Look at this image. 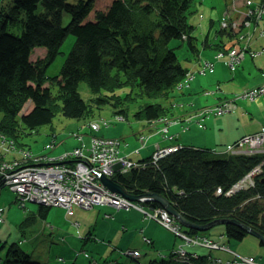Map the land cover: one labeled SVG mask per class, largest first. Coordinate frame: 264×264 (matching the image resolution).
Segmentation results:
<instances>
[{
	"label": "rangeland",
	"instance_id": "374dc122",
	"mask_svg": "<svg viewBox=\"0 0 264 264\" xmlns=\"http://www.w3.org/2000/svg\"><path fill=\"white\" fill-rule=\"evenodd\" d=\"M6 1L8 0H3L1 4ZM231 2L232 0H192L194 13L190 15L189 22L193 26L191 33L194 36L196 51L192 53V50L182 41L180 49L177 50V56L188 72L186 77L178 81L176 85L174 84L169 92L170 95L168 94L169 97L139 100L140 93L132 92L124 99V103H117L118 94H120V98L124 97V92L120 88L121 93L112 89L111 91L107 90L104 95L117 104L100 103L97 105L94 102L97 94H90L86 82L81 81L78 87L81 97L86 102V112L91 114L89 119L96 118V123L86 125L82 124L83 122L79 123L80 121L57 114L51 123L38 126L31 133L17 129L16 134L12 135L15 141L11 136H7V144L0 145L3 149L15 150L16 158L21 156L19 152L22 153L23 150H26L27 153H30L31 150L48 153L49 156L39 159H23V162L9 164L7 168L30 165L35 172H37L36 169L38 172H45L48 167L44 164L38 165L40 161L45 162L51 160L47 158L52 157H56L55 163L58 164L69 161L70 157L62 158L61 155L72 153L80 148L82 141L75 136L83 138L84 135V143H89L87 141L89 136L97 139L108 137L118 140L117 151L119 154L126 155V158L131 162V168L141 169L149 164L157 163L154 157L156 146L163 148L171 146L170 143L175 142L177 145L211 148L218 155H222L221 149L239 136L244 148L250 152L248 155L256 153L254 148H258L257 153L262 154L264 159V142L257 146L253 135H247L264 126V95L257 97L258 92L264 88V6H259L258 10L253 13L252 20L246 15L247 26H250L239 36L229 38L231 36L229 31L222 30L221 33L218 31L226 8L231 9L228 16L232 17L237 27L241 29L240 21L245 11L249 10L246 5L253 4L255 6L262 0H236L238 6L236 10L239 8L240 13H236ZM4 7L0 6V10L4 11ZM12 14L14 15V11ZM71 37L72 35L67 38V45L66 42H63L56 60L50 63L46 69V75H54L58 66L62 64L61 61H64L65 55L74 41V38ZM173 41L171 40V44ZM44 49V47L37 48L33 52L36 54L35 56H41L45 52ZM100 95L103 94L100 93ZM248 95H252L253 100ZM239 98L246 99L250 103L239 101ZM146 101L158 102L163 111L167 110L172 114L170 117L155 118L152 120L151 126L142 127L144 124L136 120L133 113ZM229 101L231 102L227 105ZM29 102L28 100L24 104L19 115L27 110ZM231 103H235V107L229 109ZM124 105L127 110L125 120L111 117L113 110H118ZM243 114L245 118L242 116ZM259 116H262L263 120H260ZM196 121H200L202 126H197ZM16 122H18V118H16ZM98 123L100 126H97ZM91 126L98 130H93ZM52 131L56 134L54 138L57 142L51 145L53 137H50V134ZM71 131L73 134H70ZM151 131L153 134L150 135L151 138H148L147 135ZM160 132L166 138L161 137ZM10 156V152H8L5 158L8 159ZM152 160L155 162L153 163ZM129 170L125 167L122 173ZM40 172L38 174L41 175ZM56 172L53 170V173L56 174ZM86 174L88 177L86 175L83 178L88 181L91 176L89 172ZM246 175L247 177L243 176L236 181L237 184L233 189L229 187L222 190L221 187H218L215 193L220 195L224 192L225 196L230 195L238 190V185L243 189L252 188L255 180L249 174ZM37 179L40 181L33 180L23 186L17 182L18 179L5 181V184L12 185L13 188L18 184L21 191L16 189L0 191V255L4 260H12L15 257L16 254L11 249L13 246L21 251L25 250L24 253L30 254L32 259L46 264H120V262L122 264H185L186 262H183L175 253V249L180 248L186 250L185 260L195 257L196 261L199 259L207 261L214 258L216 261L223 259L230 264H264V245L259 244L257 236L247 233L248 235L241 240L223 238L225 242L222 241L224 242L222 248L219 247L221 245L217 246L210 241L209 247H206L205 252L201 253L202 250L199 251L198 248L190 246L188 242L191 241L190 235L186 236L188 241L183 237L187 227L176 228L177 232H170L171 228L166 225L164 228H159V225L154 222L141 221L142 216L138 210L135 207L134 209L124 208L121 201H123L122 197L124 199L128 197L134 201L135 191H143L145 188L134 186V190H130L115 180L114 182L119 184L118 190H101L103 196L110 198H106L104 203L78 205L65 199L68 191L81 185L72 180L65 187L64 192L60 193L61 196L57 188L53 189L50 202L53 201L54 204L44 205L37 213L40 208L39 203H35L39 201L36 195L42 193L41 188L39 190L36 188L39 185H44L49 178L46 176ZM2 180H0V184H3ZM248 181L249 183H247ZM86 188L88 191L90 190L86 184L80 190L84 192ZM174 191L177 192L179 189L175 188ZM107 200H118L119 203L115 204L107 202ZM168 200L169 198L163 200L161 209L166 204L173 206ZM176 212L181 215L177 210ZM169 216L172 221H179L178 216H173L170 213ZM134 221L139 228L141 227L140 230H136ZM222 227L221 224L215 225L210 228L212 230L208 234L213 239L216 236L219 237ZM143 233L151 237L148 244L141 239ZM203 234L205 233H201L200 236L206 238L207 236ZM173 241L174 244L171 245ZM123 248L125 249L123 250ZM8 249L10 251H7ZM235 252H240V255ZM193 253L195 254L193 255ZM197 254H201L202 257ZM153 259H157L155 263H153ZM0 264L4 263L0 262Z\"/></svg>",
	"mask_w": 264,
	"mask_h": 264
},
{
	"label": "trees",
	"instance_id": "16d2710c",
	"mask_svg": "<svg viewBox=\"0 0 264 264\" xmlns=\"http://www.w3.org/2000/svg\"><path fill=\"white\" fill-rule=\"evenodd\" d=\"M2 1L0 6L5 10H0V111L5 118L0 119V141L2 135L13 137L19 124L16 118L20 117L19 130L25 133L51 123L57 102L64 117L85 112L86 102L78 87L81 81L97 94V104H104L108 100L104 95L112 89L124 92L123 98L120 94L116 98L119 103H124L132 92L140 93L139 100L169 97L174 84L188 72L177 56L182 41L196 51L189 22L194 13L192 0H8L1 4ZM71 35L74 41L65 55L62 72L46 75L52 56H57ZM36 47H44L45 54L32 60L30 53ZM28 100L30 105L19 115ZM134 111L135 119L141 115L159 118L168 113L160 103L151 101ZM116 112L126 117V105ZM2 143L7 144L6 139ZM25 151L16 158L15 150L0 146V163L9 165L49 156ZM8 152L11 156L6 159ZM262 159V154L215 155L205 147L181 145L157 163L116 173L113 179L127 189L132 185L144 188L150 182L157 192L169 195L174 208L191 223L234 219L264 238V164L262 176H252V188H240L227 196L215 193L218 187L231 188ZM175 188L184 191L177 193ZM43 206L39 204L37 213ZM223 227L230 239L241 240L248 235L231 222ZM11 247L16 255L4 264H46Z\"/></svg>",
	"mask_w": 264,
	"mask_h": 264
},
{
	"label": "bare ground",
	"instance_id": "6f19581e",
	"mask_svg": "<svg viewBox=\"0 0 264 264\" xmlns=\"http://www.w3.org/2000/svg\"><path fill=\"white\" fill-rule=\"evenodd\" d=\"M20 33V32H19ZM69 37V36H68ZM67 37V38H68ZM64 41L66 42V45L68 44V40ZM72 39L74 38V36L71 37ZM62 46V45H61ZM37 48L39 47H36L34 48L33 50H36ZM71 48V47H70ZM69 48V50L67 51L66 54L69 53V51L71 50ZM30 53V58L32 60H36V59H39V56H35L36 54H34V52ZM192 53H195L193 51H191ZM45 52H43V55H41L42 57L44 56ZM56 57L57 56H52L53 59L50 60L51 63H53L55 60H56ZM62 64H64V61L62 62ZM59 65L57 70H56V73L53 75V76H56L59 72H62V66L63 65ZM258 86V84H257ZM89 89V87H88ZM264 90V88H263ZM261 90L258 92V98L260 96L263 97L264 95V91ZM90 94L93 93L92 90H90ZM254 91V90H253ZM101 92H103V89L101 90ZM255 94V93H254ZM242 97V96H241ZM256 97V98H257ZM239 101H244L246 104L247 103H250V101L246 100V99H243V98H239L238 99ZM95 104H97V102L94 100ZM114 101L112 99H108V100H105L103 101V103L107 104V105H111ZM116 102L118 103L119 102V99H116ZM231 101L228 102L227 105L230 104ZM21 103V102H20ZM25 104V103H24ZM235 103L231 104L230 106L232 108L235 107L234 105ZM58 106H54L53 107V114L54 116H56L57 114H60L62 115L61 111H60V104L57 102ZM98 105V104H97ZM22 106V103L21 105ZM112 107V106H111ZM231 107L229 109H231ZM22 108V107H21ZM170 111H168L167 114H164L163 116H166V117H170V115L172 113H169ZM113 118H116V119H119V120H125V117L123 116H119L118 113L116 112V110H113L112 111V114H111ZM53 116V117H54ZM244 118H245V115L243 114L242 115ZM66 118L68 119H73L75 121H80L79 123L83 122L82 124H92V123H96L95 119L96 118H93V119H89L91 117V114L88 113V112H83L82 114L80 115H70V116H65ZM5 118L3 115H2V112L0 111V119H3ZM155 119V118H153ZM153 119H150V118H145L144 116H140L139 118H137L136 120L140 121L141 123H143L144 125L142 127H149L152 125L153 123ZM259 119L260 120H263V117L262 116H259ZM18 127L17 129L19 130L22 126V123H21V120H20V117L18 118ZM102 123V122H100ZM100 123H98L97 126H100ZM263 128L261 130H259L258 132H255V135L256 136H260V135H264V126H262ZM99 128V127H98ZM98 129H96L97 131ZM92 133H94L92 131ZM15 134H16V131H15ZM70 134H73V131L70 132ZM153 132L151 131L147 137L148 138H151L150 135H152ZM56 134L52 133L50 134V137H53L52 139V142H51V145L54 144L55 142H57V140L54 138ZM159 135L163 138H166L165 135L163 133H159ZM3 136V135H2ZM85 136V135H84ZM84 136L83 138H80L79 136H75L78 140L82 141V145H80V151L84 154V155H89V154H94V153H97L94 151V149H98L99 147H97V145L99 143L94 144L96 142V138H94L93 136H89L88 137V142L89 143H84ZM17 137V136H16ZM49 137V136H48ZM12 139L15 141L14 137H12ZM93 139V140H92ZM91 140H92V143H91ZM152 140H154V138L152 137ZM239 140H241L240 136H239ZM17 142V141H16ZM14 142V143H16ZM48 142V140H47ZM7 143V142H6ZM49 143V142H48ZM106 144L110 143L109 142V138L107 137L106 138V141H105ZM112 143H115V142H112ZM0 144H2V142L0 141ZM171 146H173L174 148H178L180 147L181 145H177L175 144V142H172L170 143ZM185 145V144H183ZM193 146V145H191ZM53 147V146H52ZM158 147V146H156ZM49 148V147H48ZM104 146L102 147L101 150H103ZM210 151L211 148H206ZM232 149H233V153L232 155H239V154H243V155H248V152L246 151V149L244 148V146L242 145L241 141H233L232 142ZM100 150V151H101ZM168 153V149L165 147V149L161 152V154H166ZM251 154H260V153H251ZM33 156H30V158H32ZM103 159V162L100 163L102 164L101 165V168H100V177L102 175H104L106 178H109L110 180H112L114 182V179H113V175L115 176L116 173H121L122 174V170L126 167L127 169H131V162L128 158H126V155H122V154H119V153H114V152H111L109 149L103 151V154L102 156L100 157V159L98 160H95L93 162H99L100 160ZM152 162L154 163L155 161L152 160ZM31 163V162H30ZM34 165V164H33ZM46 166H48V164H46ZM142 166H145V164H142ZM24 168L26 169V167L24 166ZM18 169V167L16 168ZM22 169H23V166H22ZM31 170H34L33 168L30 169ZM19 171H21L19 169ZM36 171L38 172V170L36 169ZM37 172L35 173H31L29 174V177L28 178H25V180L21 179V178H18L17 182L20 184V186H23V184H29L30 182H32L33 180H36V181H40V179H37V178H44L47 176V174L45 172L42 171V174H38ZM52 173V172H51ZM21 174H18V175H15V176H11V177H6V178H16V177H19ZM100 177L98 178H94L93 177V182H95V184L101 188V190L103 191V189H105L106 191L107 190H111L107 185H105L103 183L102 185V180L100 179ZM6 178H4L2 181H3V184H0V191H3V190H6L9 188V190H12L10 187H12V185H7L5 184L4 182H8V181H11V180H7ZM14 181V180H13ZM24 183H22V182ZM26 181V182H25ZM249 182V181H248ZM14 183V182H13ZM116 183V182H115ZM149 185H145L144 188L145 190L143 191H135L134 195H135V198H134V201H132L130 198L127 197V199H123V203L126 204V209H134V207L138 210L140 216H142V218L140 219L141 221H148V222H154L156 224L159 225V228H164V226H168L169 228H171L170 232H177L175 229L176 228H182V227H187V231L186 233H183V237L186 238V236L190 235L189 237L191 238V241H187L189 242L190 246L192 245V247L194 248H198V250H202L201 253H204L205 250L207 249L206 247H209L210 245V241L214 244H216L217 246L218 245H221L219 246L220 248H222V246L224 247V242L225 240L223 238H226L228 237L227 236V232L223 230L224 227H222V231H220L221 233H219V237H215L214 239L210 237V235L208 234L212 229L213 226L215 225H219V224H215V225H212L206 229H203L201 230V227L204 225V224H207L209 221L207 222H204V223H200V224H194V223H191L189 222L188 220L185 219L184 216H182V214L180 215L182 220L179 219V221H172L171 220V217L169 216V213L173 216H178L176 210L174 209V206H171V205H168L166 204L165 207L163 209H161V204L163 202V200L167 199L169 195H165L163 192H157V188L156 187H152L150 185V182H147ZM117 185H119L118 183H116ZM237 184V182H236ZM17 186H19L17 184ZM134 185H132L130 187V190H134ZM82 187H80L81 189ZM90 188V194L92 196H94V198L96 199V202L95 203H89L88 204V201H87V198L83 199V200H78L79 198H76L74 199V203L75 204H78V205H98V204H101V203H104L106 201V198L107 199H110L109 197L107 196H103L101 194V190H97L92 186L89 187ZM37 190H39V188H36ZM238 189H240V185H238ZM182 188L177 191L178 193L182 192ZM112 191V190H111ZM184 191V190H183ZM70 193V192H69ZM34 194V193H33ZM161 194V196H159ZM73 195V194H72ZM90 196V195H89ZM69 200V199H68ZM170 200H168L169 202ZM107 202H112V201H108ZM167 202V203H168ZM116 203V202H115ZM56 205V204H55ZM53 205V206H55ZM169 212V213H168ZM215 220V219H213ZM230 220H233L237 223H239V221L237 220H234V219H230ZM212 221V220H211ZM71 223H73L71 220H70ZM186 222H188L189 224H187ZM233 224H235L234 222H232ZM74 224V223H73ZM134 224V227H136V230H140L138 224L136 223V221L133 222ZM240 224V223H239ZM221 225H224V223H221ZM237 225V224H236ZM242 225V224H241ZM244 226V225H243ZM248 229H250L249 227H247ZM210 229V230H209ZM243 229V228H242ZM7 230V228H6ZM209 230V231H207ZM244 230V229H243ZM251 230V229H250ZM4 231V230H3ZM245 231V230H244ZM246 233H248L249 235H251L250 232L248 231H245ZM5 233V231H4ZM201 233H205L203 234L204 236H207L206 238L200 236ZM216 234V233H215ZM148 234L146 233H143L141 235V239L142 240H145V243L148 244V241H149V238L147 236ZM147 236V237H146ZM175 241V240H174ZM174 241L171 243V245L174 244ZM224 241V242H222ZM200 242V244H199ZM12 248V247H11ZM19 250V249H18ZM7 251H10L9 249ZM23 252H25V250H22ZM219 251V250H218ZM195 252V251H194ZM175 253L178 254V256L180 257V259L183 261V262H186L185 264H230L229 262L227 261H224L223 259H219L216 261V259L214 258H211V259H208L207 261H205V259H199L198 261H196L195 257H190L188 258L187 260H185L184 258H186V250H181L180 248H177L175 249ZM237 253L238 255H240V252H235ZM195 253H193L194 255ZM198 256L202 257L201 254H197ZM30 256V254H29ZM242 256H246V255H242ZM31 257V256H30ZM204 257V256H203ZM157 259H153V263L156 262ZM6 260H4L3 256L0 255V262L2 263H5ZM224 261V262H223ZM244 264V263H243Z\"/></svg>",
	"mask_w": 264,
	"mask_h": 264
},
{
	"label": "built area",
	"instance_id": "2783aa9c",
	"mask_svg": "<svg viewBox=\"0 0 264 264\" xmlns=\"http://www.w3.org/2000/svg\"><path fill=\"white\" fill-rule=\"evenodd\" d=\"M259 6H261V4H259L258 6L255 7V11L258 10ZM249 12L253 13L252 10H250ZM246 23H248V21ZM223 24H226V22H224ZM249 96H251V98L253 97L252 95H248V97ZM91 128L95 130V128H93L92 126H91ZM253 137H254V141H255L257 146L261 145V143L264 142L263 135H260V136L254 135ZM5 139L6 138L2 136L1 142H3ZM105 141H106V139H97L96 138V142L94 144L97 145V143H99L97 145V147H99V148L98 149H94V151L97 152V153L84 155L80 151V148H77L76 150H74L71 153V154H73L72 156L78 157L75 161L69 162V163H66V164L61 163V164H53V165L50 164V165H48L47 166L48 168L45 170V173L47 174V177L49 179L44 185H42V186L39 185L38 186V188H41L40 191H41L42 194L36 195L34 193L38 197L39 202L44 203V204H54L53 201L50 202V200H52V190L57 188L58 189V193L61 196L60 193L64 192L65 187L69 183H71L70 181H72V180L79 182L81 184L80 187H82V188H84L85 184H86V185H88V187L93 185V187L95 189L101 190V188L98 187L95 184V182H93V177L95 179L100 177V175H101L100 168H101V165H102L100 163L103 162V159L100 160L99 162H93V161L100 159V157L103 154L104 149L105 150L109 149L111 152L117 153L115 140L109 139L110 143H108V144H106ZM239 141H241V140H239ZM112 142H115V143H112ZM103 146H104V148H103V150H101ZM63 156H65V155H63ZM0 165L2 167L0 169V180L4 179L5 177H11V176H15V175H18V174H21V175L19 177H16V178H7V180H15V179H18V178L24 179V178H28L29 174L35 173L34 170H32V172L30 171V169H31L30 165L29 166H25L26 169L24 168V166H23V169H22V166H19L18 169H16L17 167L16 168H12V169H8L9 167L7 168V165H5L3 163H0ZM44 165H46V164H44ZM19 169L21 171H19ZM53 170L57 171L56 174L53 173ZM87 172H89V174L91 176V177H89L88 181L84 180V178H83L84 176L87 175L86 174ZM40 173H42V172H40ZM87 177H88V175H87ZM82 182H84L85 184L82 183ZM80 187H78V188H76L74 190L68 191L67 195L65 196L66 197L65 199H69V200L74 202L75 201L74 199H76V198H79L78 200H83V199L87 198L88 204L89 203H95L96 199L94 198V196H92L90 194V190L88 191L87 190L88 188H86V190H84V192H82L80 190ZM10 188L12 190L16 189L18 191H21L20 186H16L15 188H13V187H10ZM112 202H114V203L116 202L115 204L119 203L118 200H114ZM124 206L126 207V204H124Z\"/></svg>",
	"mask_w": 264,
	"mask_h": 264
},
{
	"label": "clouds",
	"instance_id": "9594fccd",
	"mask_svg": "<svg viewBox=\"0 0 264 264\" xmlns=\"http://www.w3.org/2000/svg\"><path fill=\"white\" fill-rule=\"evenodd\" d=\"M259 4H261V6H264V1L262 0V2L261 3H256V5L255 6H253V4H247L246 6H247V9H249L248 11H245V13H244V16H243V18L241 19V24H242V28L241 29H239L238 27H237V25H236V23L234 22V20L232 19V17H229L228 16V13L229 12H231V9L230 8H226V10L223 12V18H221V26H220V28L218 29V31H219V33H221V31L222 30H227V31H229L230 33H231V36L229 37V38H233V37H237V36H239L247 27H249V26H247V24L248 23H246L247 21H248V19L246 18V15H248L249 16V18H250V20H252L254 17H253V13H254V11H255V7L256 6H258ZM231 6H232V8L233 9H235V11H236V13H240L239 11H240V9L238 8L237 10H236V8L238 7L237 6V3H236V0H232V2H231ZM250 10H252L253 11V13H251V12H249ZM256 20V19H255ZM224 22H226V24H223ZM219 54V53H218ZM218 54H217V57H218ZM252 100H253V98H251ZM232 104V103H231ZM232 108V107H231ZM196 123V125L197 126H202V124L200 123V121H196L195 122ZM87 125V124H86ZM94 130V129H93ZM96 130V129H95ZM165 130V129H164ZM163 130V131H164ZM247 135H255V133L253 132V133H248ZM112 140H115V139H112ZM235 141H239V137L238 138H236L235 139ZM115 142H116V146H117V144H118V140H115ZM1 146H3L2 144H1ZM166 148L168 149V153L169 152H171V151H173V150H175L176 148H174L173 146H166ZM165 149V147H163V148H159V147H156L155 149H154V152H155V155H154V157H155V159L158 161L162 156H164L165 154H161V152L163 151ZM253 149V148H252ZM254 149H256V153H257V149L258 148H254ZM247 151V150H246ZM210 152L212 153V154H215V155H218L217 153H216V151H214V149H210ZM248 152V151H247ZM117 153H118V151H117ZM220 153L222 154V155H232V153H233V149H232V142H230V143H227L226 145H225V147L224 148H222L221 149V151H220ZM248 153H250V152H248ZM167 154V153H166ZM65 156H68V155H71V153H69V154H64ZM56 157H52V158H47V159H51L52 160V162H54ZM50 160V161H51ZM144 163V162H143ZM264 164V159H262V161L259 163V164H257L256 166H254L251 170H250V172L248 173L251 177L252 176H255V177H257V176H262L261 175V173H262V165ZM255 167H257L258 169L256 170V168ZM264 170V169H263ZM245 177H247V175H245ZM240 183V182H239ZM235 185V184H234ZM234 185L231 187V189H233L234 188Z\"/></svg>",
	"mask_w": 264,
	"mask_h": 264
},
{
	"label": "water",
	"instance_id": "95a60500",
	"mask_svg": "<svg viewBox=\"0 0 264 264\" xmlns=\"http://www.w3.org/2000/svg\"><path fill=\"white\" fill-rule=\"evenodd\" d=\"M100 179L102 180V182L107 185L110 189L112 190H118L119 189V185H117L115 182H113L112 180H110L109 178H106L104 175H102L100 177ZM132 197V196H130ZM179 219L182 220L181 216L178 215ZM226 222H234L235 224H237L239 227L243 228L245 231H248L251 233V235H254V236H257L258 237V240L261 244L264 245V238H262L261 236H259L257 233H255L254 231L248 229L246 226H243L233 220H226V219H215V220H212V221H209L207 224H204L202 227H201V230L203 229H206L212 225H215V224H221V223H226ZM187 224H189L188 222H186Z\"/></svg>",
	"mask_w": 264,
	"mask_h": 264
}]
</instances>
